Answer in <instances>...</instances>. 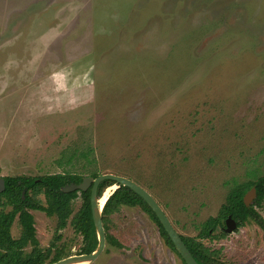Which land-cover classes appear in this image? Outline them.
Returning a JSON list of instances; mask_svg holds the SVG:
<instances>
[{
    "label": "rangeland",
    "instance_id": "rangeland-1",
    "mask_svg": "<svg viewBox=\"0 0 264 264\" xmlns=\"http://www.w3.org/2000/svg\"><path fill=\"white\" fill-rule=\"evenodd\" d=\"M94 170L146 188L210 264H264L252 219L199 238L235 183L264 174V0H0V177ZM31 212L47 249L57 219ZM71 220L62 258L84 246ZM105 230L86 264H185L138 205Z\"/></svg>",
    "mask_w": 264,
    "mask_h": 264
},
{
    "label": "trees",
    "instance_id": "trees-1",
    "mask_svg": "<svg viewBox=\"0 0 264 264\" xmlns=\"http://www.w3.org/2000/svg\"><path fill=\"white\" fill-rule=\"evenodd\" d=\"M90 175L97 177L99 173L94 170L90 172ZM83 177V174L68 172L39 177L24 175L4 177L5 188L0 192V264H48L61 259L62 253L57 246V242L62 238L61 231L68 225L71 217L74 230L81 234L84 239L82 253H91L96 250L99 241L91 209V188L87 191L64 192L62 190L63 186L71 182L80 183ZM114 183L115 181L110 179L102 181L98 190L99 195L105 187ZM252 187H256V198L252 205L247 206L244 196ZM23 192L25 197H23ZM78 193L81 194L82 204L74 214L73 200L78 196ZM40 194H44L45 203L39 199ZM263 202L264 174L244 183H235L227 196V202L222 206L217 216L209 217L200 226L199 238L223 237L225 235L224 231H220L215 235H213V232L224 225V219L229 215L239 225L252 219L264 229V218L255 208ZM121 205H138L149 213L159 224L165 242L178 253L155 212L138 193L128 186L119 184L104 205L102 212L104 227H106L109 215L118 210ZM8 206H11L12 209L7 210ZM31 210L44 211L48 216H55L57 219L54 240L47 249L40 245L37 238L35 218ZM16 218H18L22 227V233L18 238L12 235V226ZM181 236L200 264H210L213 261L214 254L201 239L186 237L182 234ZM108 240L116 246L121 245L112 236H108ZM28 245L32 246L29 252L25 251V247ZM54 248L56 253L51 257Z\"/></svg>",
    "mask_w": 264,
    "mask_h": 264
},
{
    "label": "water",
    "instance_id": "water-1",
    "mask_svg": "<svg viewBox=\"0 0 264 264\" xmlns=\"http://www.w3.org/2000/svg\"><path fill=\"white\" fill-rule=\"evenodd\" d=\"M107 179L115 181V183L110 185V187L113 185L119 186V184H122L124 186L130 187L136 193H138L155 212L185 263L200 264L194 257L187 244L183 240L181 234L175 228L172 221L170 220L162 206L159 204V202L156 200V198L146 188L142 187L134 180L123 175H118L114 173H102L99 174L97 177H94L93 175H88L83 177L80 183L71 182L62 187V190L64 192H71L75 190L87 191L89 188H91V209L99 243L96 250L91 253L74 254L65 258H61L49 264H86L89 262L91 263L94 262L104 251L107 243V238L106 230L103 223L102 212L104 205L109 197H107L106 201H104V203L102 204L100 202V199L103 195H99L98 190L101 182ZM118 186H116V188ZM4 188L5 178L0 177V192H2ZM102 193H104V191ZM23 197H25L24 192ZM255 197L256 187H252L244 196L245 204L249 206ZM226 223L227 227L225 230L227 232H233L234 229L237 227V222L234 218H232V216L227 217Z\"/></svg>",
    "mask_w": 264,
    "mask_h": 264
},
{
    "label": "bare ground",
    "instance_id": "bare-ground-1",
    "mask_svg": "<svg viewBox=\"0 0 264 264\" xmlns=\"http://www.w3.org/2000/svg\"><path fill=\"white\" fill-rule=\"evenodd\" d=\"M113 189H115V185L108 187V189H106L104 191V193H102V198L100 199V202L103 204L104 201H106L107 197H109L110 194H112L111 192L113 191Z\"/></svg>",
    "mask_w": 264,
    "mask_h": 264
},
{
    "label": "flooded vegetation",
    "instance_id": "flooded-vegetation-1",
    "mask_svg": "<svg viewBox=\"0 0 264 264\" xmlns=\"http://www.w3.org/2000/svg\"><path fill=\"white\" fill-rule=\"evenodd\" d=\"M255 198H256V197H255ZM255 198L253 199V201H252V203H251L250 205L253 204ZM250 205H249V206H250ZM229 216H231V215H229ZM226 219H227V218H226ZM226 219H224V225L219 227V228H221L222 231H226V230H225L226 227H227ZM236 222H237V221H236ZM242 225H243V224H242ZM240 226H241V225H239L238 222H237V227H236L235 229H237V228L240 227ZM235 229H234V231H235ZM226 232H227V231H226Z\"/></svg>",
    "mask_w": 264,
    "mask_h": 264
}]
</instances>
